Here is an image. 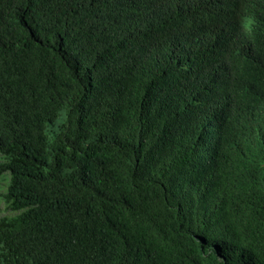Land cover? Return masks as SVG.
<instances>
[{
  "label": "trees",
  "instance_id": "obj_1",
  "mask_svg": "<svg viewBox=\"0 0 264 264\" xmlns=\"http://www.w3.org/2000/svg\"><path fill=\"white\" fill-rule=\"evenodd\" d=\"M2 182L0 264H264V0H0Z\"/></svg>",
  "mask_w": 264,
  "mask_h": 264
},
{
  "label": "rangeland",
  "instance_id": "obj_2",
  "mask_svg": "<svg viewBox=\"0 0 264 264\" xmlns=\"http://www.w3.org/2000/svg\"><path fill=\"white\" fill-rule=\"evenodd\" d=\"M5 185H6V182H2L1 184H0V188H1V190H0V193L4 190V187H5Z\"/></svg>",
  "mask_w": 264,
  "mask_h": 264
}]
</instances>
